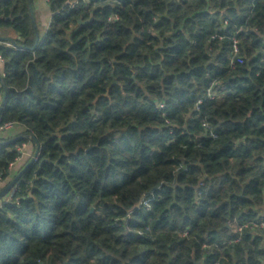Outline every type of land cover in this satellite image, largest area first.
Wrapping results in <instances>:
<instances>
[{"label":"trees","instance_id":"16d2710c","mask_svg":"<svg viewBox=\"0 0 264 264\" xmlns=\"http://www.w3.org/2000/svg\"><path fill=\"white\" fill-rule=\"evenodd\" d=\"M46 3L34 47L33 0H0L1 189L38 151L0 264H264V0Z\"/></svg>","mask_w":264,"mask_h":264},{"label":"crops","instance_id":"0c3cea01","mask_svg":"<svg viewBox=\"0 0 264 264\" xmlns=\"http://www.w3.org/2000/svg\"><path fill=\"white\" fill-rule=\"evenodd\" d=\"M33 17L37 28L38 37L42 35L48 29L50 23V12L47 3L44 0H33ZM3 62L0 61V76L2 75ZM21 132V128L15 125L12 129L7 130L4 136L13 139H17V135ZM36 148L32 142L27 141L23 147L19 149V156L17 160L9 166V182L15 177L17 172L25 165V163L35 155ZM2 187V184L0 185ZM8 195V194H7ZM6 195V196H7ZM7 200V198H6ZM5 200V201H6Z\"/></svg>","mask_w":264,"mask_h":264},{"label":"built area","instance_id":"2783aa9c","mask_svg":"<svg viewBox=\"0 0 264 264\" xmlns=\"http://www.w3.org/2000/svg\"><path fill=\"white\" fill-rule=\"evenodd\" d=\"M44 1L46 2L47 0H44ZM6 46L9 47L10 44L9 43H6ZM0 61H2L1 57H0ZM235 63H241V59L238 57L237 40L235 38H232V48H231L230 65L232 66ZM216 97H217V95L213 91H211L210 89L207 90V92H206V98H208V99H214ZM1 101H2V94L0 93V106H1ZM14 126H15V124H13L12 122L4 123V124L0 125V133H3L5 131H7V130H10ZM203 127H205V129H206L207 128V125L203 124ZM210 136H214V135L210 134ZM0 185H1V183H0ZM0 189H1V186H0ZM14 189H15V187L12 189V192L14 191ZM10 198L11 197L8 196V198H7L8 200H6V202H8L10 200ZM243 227H245V225H240L237 228V230L240 232ZM259 227H264V223H260L259 224ZM215 264H218V263H215Z\"/></svg>","mask_w":264,"mask_h":264},{"label":"water","instance_id":"95a60500","mask_svg":"<svg viewBox=\"0 0 264 264\" xmlns=\"http://www.w3.org/2000/svg\"><path fill=\"white\" fill-rule=\"evenodd\" d=\"M31 15V20H32V23H33V27H34V30L36 32V42H35V45L34 47L37 45V42H38V33H37V28H36V25H35V20H34V17H33V13L30 14ZM1 41H8L7 38L5 37H0V42ZM33 47V48H34ZM25 48V47H24ZM26 49V48H25ZM3 104H4V97H2V101H1V106H0V112L2 110V107H3ZM37 152H35V156L37 155ZM32 162V161H31ZM30 162V163H31ZM29 163V164H30ZM27 164L25 167H23V169H21L16 175L15 177L5 186L3 187V189H1L0 191V198L4 197L5 195H7L9 193V191L13 188V186L15 185V183L18 181V179L21 177L22 173L26 170L27 166L29 165ZM143 199V197H142ZM141 199V200H142ZM139 207V205L137 206V208Z\"/></svg>","mask_w":264,"mask_h":264},{"label":"rangeland","instance_id":"374dc122","mask_svg":"<svg viewBox=\"0 0 264 264\" xmlns=\"http://www.w3.org/2000/svg\"><path fill=\"white\" fill-rule=\"evenodd\" d=\"M34 158H35V155L33 156V157H31V159H29V160H31V161H33L34 160ZM18 173V172H17ZM15 186H13V188H14ZM12 188V189H13ZM12 189L9 191V194H8V196L9 197H11V195H12ZM8 198V197H7ZM8 200V199H7ZM10 201V200H9ZM144 201V197H143V199L141 200V203L139 204V206L142 204V202Z\"/></svg>","mask_w":264,"mask_h":264}]
</instances>
